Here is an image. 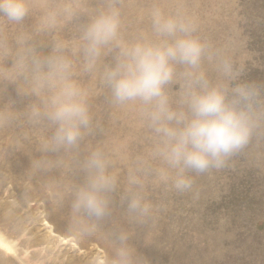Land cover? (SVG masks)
I'll use <instances>...</instances> for the list:
<instances>
[{
  "label": "clouds",
  "instance_id": "1",
  "mask_svg": "<svg viewBox=\"0 0 264 264\" xmlns=\"http://www.w3.org/2000/svg\"><path fill=\"white\" fill-rule=\"evenodd\" d=\"M146 15V32L126 34L120 0H0V22L12 29L0 28V81L15 87L39 136L28 173L55 191L58 209L67 205L70 233L102 235L108 251L95 264H151L129 228H104L117 196L128 225H145L157 210L149 186L189 194L197 177L240 157L264 163V81L247 78L246 40L232 29L208 36L182 3L153 2ZM65 28L71 41L45 52L40 37ZM80 76L97 80L113 105L134 108L145 133L123 181L110 154L88 142L90 92Z\"/></svg>",
  "mask_w": 264,
  "mask_h": 264
},
{
  "label": "rangeland",
  "instance_id": "2",
  "mask_svg": "<svg viewBox=\"0 0 264 264\" xmlns=\"http://www.w3.org/2000/svg\"><path fill=\"white\" fill-rule=\"evenodd\" d=\"M89 2L95 4L96 0ZM120 2L126 34L146 32L149 29L146 9L153 2L165 5L182 3L198 20L203 32L210 37H219L228 29L238 32L247 44V78L264 81V0ZM0 28L6 33L12 31L2 22ZM70 32L65 28L51 35L41 36L43 50L47 51L49 41L64 40V34L67 37L65 40H69L66 42H70ZM78 79L90 92L89 101H93L89 102L90 105H95L90 107L94 131L88 137V142L93 145L101 144L98 146L107 150L114 158L113 161H119L124 156L125 160L121 159L128 166L129 155L136 156L145 148V133L136 119L135 109L117 108L113 105L110 94L105 91L107 89L97 80L88 76H80ZM2 82L0 81V95L3 96H0V114L11 116L12 119L0 122V240L3 243L0 244V264H95L96 258L108 251L102 235L79 237L70 233L66 228L67 205L58 209L55 191L45 189L38 181L29 178L28 167L21 164L23 159L28 160L30 154H34L39 136L24 124L21 114L24 104L15 97V87ZM92 95L95 97L93 100ZM13 100L16 103L10 104ZM112 130L117 134L115 141H119V145L120 138L123 139L121 147L112 145L108 136L105 137ZM28 147L30 151L34 149L33 152L26 149ZM23 154L24 158L21 156ZM57 176L62 179L59 173ZM148 189V199L157 205L156 212L161 215L160 218L156 220L152 217V221L145 225H128V228L133 233L131 243L148 257L151 264H264V163L257 166L240 157L230 167L211 176L197 177L196 190L189 194L176 193L158 186H149ZM115 200V211L123 212L118 196ZM113 217L105 223V229L122 221ZM151 225H154L153 229ZM150 229L157 232L152 234Z\"/></svg>",
  "mask_w": 264,
  "mask_h": 264
},
{
  "label": "bare ground",
  "instance_id": "3",
  "mask_svg": "<svg viewBox=\"0 0 264 264\" xmlns=\"http://www.w3.org/2000/svg\"><path fill=\"white\" fill-rule=\"evenodd\" d=\"M121 3V2H120ZM123 5V4H122ZM132 22H133V19H132ZM136 22V21H135ZM148 22V21H147ZM148 24V23H147ZM9 29V28H8ZM61 31V30H60ZM67 32V31H66ZM62 33V32H61ZM71 33V32H70ZM133 34V33H132ZM64 36H65V38H64V40L67 38L66 37V34H64ZM63 36V37H64ZM53 37V36H52ZM45 38V37H44ZM49 38H51V37H49ZM54 38V37H53ZM62 38V37H61ZM70 39V38H69ZM42 40V39H41ZM49 40V39H48ZM71 40V39H70ZM65 41H69V40H65ZM49 43H50V41H49ZM44 48H46L45 46H44ZM84 77V76H83ZM84 81H85V79H84ZM86 82V81H85ZM98 82V81H97ZM3 83V82H2ZM4 84V83H3ZM5 85V84H4ZM1 86V85H0ZM7 86V85H6ZM5 88V87H4ZM9 89H10V87H9ZM105 89V88H104ZM1 90V89H0ZM9 91V90H8ZM100 91V90H99ZM105 91H108V90H105ZM15 93V92H14ZM107 93H109V92H107ZM97 94V93H96ZM5 95V94H4ZM1 96V95H0ZM1 97H3V96H1ZM8 97V96H7ZM11 97V96H10ZM15 97H17V96H15ZM6 98V97H5ZM9 98V97H8ZM95 97H93V95H92V100L94 99ZM10 99V98H9ZM16 99V98H15ZM90 99V98H89ZM97 100V99H96ZM7 101V100H6ZM19 101V100H18ZM101 101V100H100ZM89 102H93V101H89ZM7 103V102H6ZM18 103V102H17ZM1 104V103H0ZM10 104H12V103H10ZM94 103H92V105H90V107H93V106H95V105H93ZM103 104V103H102ZM106 104V103H105ZM9 105V104H8ZM17 105V104H16ZM23 105V104H22ZM109 105V104H108ZM15 106V105H14ZM104 106V105H103ZM107 106V105H106ZM110 106H111V104H110ZM109 106V107H110ZM5 107H6V105H5ZM108 107V108H109ZM112 107V106H111ZM114 107V106H113ZM108 108H107V110H108ZM118 108V107H117ZM120 108V107H119ZM24 109V108H23ZM101 109V108H100ZM113 109V108H112ZM111 109V110H112ZM130 109V108H129ZM0 110H2L1 108H0ZM93 110V109H92ZM135 111V110H134ZM93 112V111H92ZM101 112V111H100ZM127 112V111H126ZM131 112H132V110H131ZM22 114V113H21ZM92 114V113H91ZM122 115H123V112H122ZM109 116V115H108ZM112 117V116H111ZM116 117V116H115ZM127 117H129V116H127ZM15 118V117H14ZM110 119V118H109ZM17 121H18V119H16ZM97 120V119H96ZM114 121V120H113ZM16 122V121H15ZM112 122V121H111ZM136 122V121H135ZM14 123V122H13ZM100 123H102V122H100ZM11 124V123H10ZM23 124V123H22ZM25 124V123H24ZM109 124V123H108ZM116 124V123H115ZM20 125V124H19ZM7 126V125H6ZM120 126V125H119ZM106 127V126H105ZM117 127V126H116ZM13 128V127H12ZM19 128V127H18ZM27 128V127H26ZM111 128V127H110ZM109 128V129H110ZM113 129H114V126L112 127ZM111 128V129H112ZM107 129V128H106ZM116 129V128H115ZM14 130V129H13ZM16 130V129H15ZM101 130V129H100ZM104 131H105V129H104ZM119 130L117 129V133H119L118 132ZM99 132V131H98ZM106 133V132H105ZM0 134H2L1 132H0ZM97 134V133H96ZM99 134V133H98ZM108 135H105V137L106 136H108V140L109 141H111V143H112V145H115V146H122L121 144H124V141H123V139L122 138H120V142H121V144L119 145V141H115L116 140V136H117V134L112 130V131H108V133H107ZM124 134V133H123ZM36 135V134H35ZM104 136V135H103ZM121 137V136H120ZM25 138V137H24ZM89 138H90V136H89ZM89 138H87V139H89ZM107 138V137H106ZM124 138H125V136H124ZM104 139V138H103ZM130 139V138H129ZM128 139V140H129ZM26 140V139H25ZM13 141H14V139H13ZM18 141V140H17ZM24 141V140H23ZM103 141H105V140H103ZM20 142V141H19ZM102 142V141H101ZM25 143V142H24ZM98 143V142H97ZM132 143V142H131ZM26 144V143H25ZM103 144V143H102ZM28 145H30V144H28ZM97 145V144H96ZM98 145H101V144H98ZM106 144H104V146H105ZM145 144H143V146H144ZM15 146H18V145H15ZM24 146H26V145H24ZM129 146V145H128ZM19 147V146H18ZM102 147V146H101ZM36 148V147H35ZM114 148H116V147H114ZM119 148V147H118ZM138 148V147H137ZM21 150H22V147L20 148ZM19 149V150H20ZM26 149H30V147H28V148H26ZM25 149V150H26ZM32 149V148H31ZM123 149V148H122ZM133 149V148H132ZM131 149V150H132ZM20 150V151H21ZM28 150H26V151H24V149H23V151L24 152H28ZM34 150V149H33ZM33 150L32 151H30V152H33ZM105 150V149H104ZM116 150H118V149H116ZM127 150V149H126ZM125 150V151H126ZM130 150V149H129ZM139 149H137V151H138ZM106 152H107V150H105ZM114 151V150H113ZM141 151V150H140ZM139 151V152H140ZM18 153H21V152H19V151H17ZM16 152V153H17ZM120 152H122V150H120ZM135 152V151H134ZM15 153V155H17ZM113 153V152H112ZM111 153V155H115V154H112ZM142 153V152H141ZM33 154V153H32ZM32 154H30V155H32ZM119 154H121V153H119ZM124 154V153H123ZM135 154H136V152H135ZM19 155V154H18ZM26 155V154H25ZM28 155H29V153H28ZM122 155V154H121ZM121 155H120V157H121ZM128 155V154H127ZM13 156V155H12ZM21 156H23L22 158H24L25 156H24V154L23 155H21ZM130 157L129 158H131V155H129ZM18 157V156H17ZM20 157V156H19ZM27 157V156H26ZM115 157V156H114ZM134 157V156H133ZM16 158V157H15ZM29 158V157H28ZM111 158H112V156H111ZM122 158V157H121ZM121 158H119V161H117V160H114L113 161V159H112V161H113V169H112V171H113V173L115 174V175H117L119 178H120V180L121 181H123V179H124V177L126 176V173H127V167L125 166V164L123 163V160H125L124 159V156H123V160L121 159ZM126 158H128V157H126ZM128 158V159H129ZM19 159V158H18ZM21 159V158H20ZM120 160H122V162L120 161ZM128 160H126V162H127ZM28 163H29V159L28 160H22L21 161V164L23 165V166H26V167H28ZM28 169V168H27ZM29 178H30V176H29ZM28 179V178H27ZM33 180V179H32ZM123 186V185H122ZM152 187V186H151ZM157 187V186H156ZM154 188V187H153ZM161 188V187H160ZM149 190V189H148ZM164 190V189H163ZM147 192H150V191H147ZM164 192V191H163ZM167 192V191H166ZM165 194V193H164ZM166 194H168V192L166 193ZM149 195H147V197H148ZM153 196V195H152ZM117 198V197H116ZM118 200H119V198H118ZM116 201V200H115ZM165 201V200H164ZM117 206V205H116ZM120 206H118V208H119ZM115 209L116 208H114V214H115V216L113 217V215H112V217L113 218H118L119 220L121 219L122 221L121 222H119V224L118 225H120V226H123V227H127L128 228V223H127V221H126V219H125V217H124V213L122 212H120V211H115ZM120 209V208H119ZM123 210V209H122ZM157 210H158V207H157ZM156 210V211H157ZM155 211V213H154V215H153V218H155L156 220H157V218H160V216L157 214L158 212H156ZM61 213V212H60ZM60 213H58V214H60ZM161 213V212H160ZM159 213V214H160ZM111 217V218H112ZM158 220H160V219H158ZM117 221V220H116ZM151 221H152V219H151ZM154 221V220H153ZM150 222V221H149ZM160 222H162V221H160ZM154 223H158V222H155L154 221ZM154 223H152V224H154ZM161 224V223H160ZM110 225H111V223H110ZM113 226V225H112ZM111 226V227H112ZM132 226V225H131ZM135 226V225H134ZM141 226V225H140ZM152 226V225H151ZM154 226V225H153ZM153 226H152V229H153ZM130 227V226H129ZM138 227V226H137ZM159 227L160 226H158V229H159ZM162 227H164V226H162ZM157 228V227H156ZM129 229H131V228H129ZM155 229V228H154ZM161 230V229H160ZM154 231H156V230H154ZM154 231H151V229H150V232L152 233H154ZM159 231V230H158ZM157 232V231H156ZM150 233V234H151ZM152 233V234H153ZM70 234V233H69ZM142 234V233H141ZM144 234V233H143ZM147 235V234H146ZM154 235H156V233L154 234ZM153 236V235H152ZM133 237V236H132ZM149 238V237H148ZM153 238V237H152ZM150 239V238H149ZM92 240V239H91ZM41 242V241H40ZM77 242V241H76ZM0 244L1 245H3V243H2V241L0 240ZM81 246H83V243H81ZM85 246V245H84ZM87 246V245H86ZM78 247H80V246H78ZM147 247V246H146ZM84 248V247H83ZM154 248V247H153ZM156 248V247H155ZM50 251V250H49ZM179 252V251H178ZM181 255V254H180ZM181 258V257H180ZM79 263V262H78ZM77 264V263H76Z\"/></svg>",
  "mask_w": 264,
  "mask_h": 264
}]
</instances>
